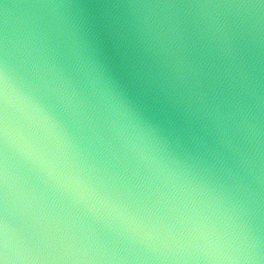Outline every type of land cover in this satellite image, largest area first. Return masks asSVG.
I'll list each match as a JSON object with an SVG mask.
<instances>
[{"label":"clouds","instance_id":"9594fccd","mask_svg":"<svg viewBox=\"0 0 264 264\" xmlns=\"http://www.w3.org/2000/svg\"><path fill=\"white\" fill-rule=\"evenodd\" d=\"M0 264H264V0H0Z\"/></svg>","mask_w":264,"mask_h":264}]
</instances>
